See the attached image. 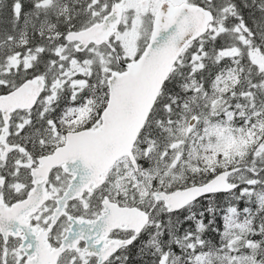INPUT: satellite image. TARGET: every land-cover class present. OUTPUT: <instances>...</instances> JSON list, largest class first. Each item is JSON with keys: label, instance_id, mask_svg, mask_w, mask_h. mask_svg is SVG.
Returning <instances> with one entry per match:
<instances>
[{"label": "snow or ice", "instance_id": "1", "mask_svg": "<svg viewBox=\"0 0 264 264\" xmlns=\"http://www.w3.org/2000/svg\"><path fill=\"white\" fill-rule=\"evenodd\" d=\"M0 264H264V0H0Z\"/></svg>", "mask_w": 264, "mask_h": 264}]
</instances>
